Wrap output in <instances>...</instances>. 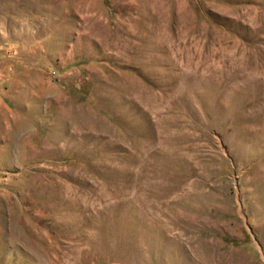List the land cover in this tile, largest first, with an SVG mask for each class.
Segmentation results:
<instances>
[{
  "label": "rangeland",
  "instance_id": "obj_1",
  "mask_svg": "<svg viewBox=\"0 0 264 264\" xmlns=\"http://www.w3.org/2000/svg\"><path fill=\"white\" fill-rule=\"evenodd\" d=\"M0 264H264V0H0Z\"/></svg>",
  "mask_w": 264,
  "mask_h": 264
}]
</instances>
